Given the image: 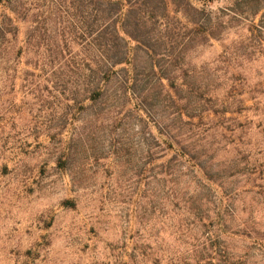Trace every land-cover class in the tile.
<instances>
[{"label":"rangeland","instance_id":"obj_1","mask_svg":"<svg viewBox=\"0 0 264 264\" xmlns=\"http://www.w3.org/2000/svg\"><path fill=\"white\" fill-rule=\"evenodd\" d=\"M0 264H264V0H0Z\"/></svg>","mask_w":264,"mask_h":264}]
</instances>
